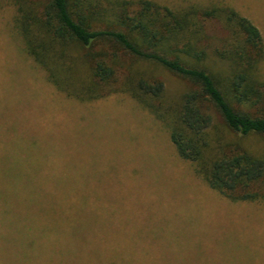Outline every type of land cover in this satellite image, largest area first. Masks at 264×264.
I'll list each match as a JSON object with an SVG mask.
<instances>
[{"label": "trees", "instance_id": "obj_1", "mask_svg": "<svg viewBox=\"0 0 264 264\" xmlns=\"http://www.w3.org/2000/svg\"><path fill=\"white\" fill-rule=\"evenodd\" d=\"M0 1L15 7L13 27L24 51L59 93L80 102L129 95L167 128L179 156L211 189L232 202H264V156L240 142L264 138V114L251 112L264 87L258 78L264 44L250 20L224 5L173 10L148 0ZM206 20L227 31L222 49L210 52L204 44ZM132 61L164 69L187 91L168 99L165 83ZM45 188L0 184V264H62L73 250L68 258L77 259L78 243L103 264H119V254L142 262L145 252L135 257L133 242L109 256L91 249L85 203L47 201L39 196Z\"/></svg>", "mask_w": 264, "mask_h": 264}, {"label": "rangeland", "instance_id": "obj_2", "mask_svg": "<svg viewBox=\"0 0 264 264\" xmlns=\"http://www.w3.org/2000/svg\"><path fill=\"white\" fill-rule=\"evenodd\" d=\"M118 1L124 0L104 3ZM148 1L173 10L228 6L259 28L264 44V0ZM15 13L0 1V184H41L40 198L85 203L88 244L108 256L125 241L136 243L135 257L145 252L137 264H264V202H232L211 189L179 156L167 128L129 95L80 102L59 93L24 51ZM205 26L206 47L222 49L228 38L222 23L206 20ZM138 63L135 70L165 83L168 99L187 91L164 69ZM258 78L264 83V61ZM261 92L251 110L257 115L264 114V87ZM240 142L264 156V138ZM77 246L83 249L77 259L68 258L73 250L62 264H103L90 260L87 244Z\"/></svg>", "mask_w": 264, "mask_h": 264}]
</instances>
